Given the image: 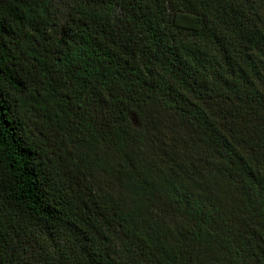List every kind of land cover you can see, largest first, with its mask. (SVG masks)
Masks as SVG:
<instances>
[{
	"label": "trees",
	"instance_id": "1",
	"mask_svg": "<svg viewBox=\"0 0 264 264\" xmlns=\"http://www.w3.org/2000/svg\"><path fill=\"white\" fill-rule=\"evenodd\" d=\"M0 264H264V0H0Z\"/></svg>",
	"mask_w": 264,
	"mask_h": 264
}]
</instances>
